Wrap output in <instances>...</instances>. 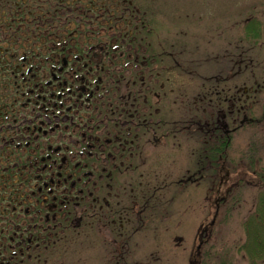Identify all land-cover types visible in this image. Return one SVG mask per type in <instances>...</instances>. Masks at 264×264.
Here are the masks:
<instances>
[{"label":"flooded vegetation","instance_id":"1","mask_svg":"<svg viewBox=\"0 0 264 264\" xmlns=\"http://www.w3.org/2000/svg\"><path fill=\"white\" fill-rule=\"evenodd\" d=\"M11 1L0 6V264H76L102 230L104 247L125 264L150 214L159 215L151 201L161 199V183L205 181V119L173 117L179 80L165 73L188 59L186 46L154 42L156 17H148L157 8L138 0ZM225 99L235 107L239 98ZM237 112L250 121L231 109L219 138L230 141ZM193 132L202 140L194 138L198 154L188 152L192 175L161 171L146 193L133 179L145 144L166 137L174 152L191 146Z\"/></svg>","mask_w":264,"mask_h":264},{"label":"rangeland","instance_id":"2","mask_svg":"<svg viewBox=\"0 0 264 264\" xmlns=\"http://www.w3.org/2000/svg\"><path fill=\"white\" fill-rule=\"evenodd\" d=\"M138 1L157 8L148 17H156L154 42L174 41L186 46L188 59L182 57L176 68L165 71L167 76L178 78L180 86L175 84L169 94L176 100L171 113L176 118L187 114L205 119V157L212 146L218 147L215 128L222 125V114L240 109L246 111L250 121L242 120L243 113L233 115L236 122L229 121L228 128L238 127L230 132L226 154L216 161V167L205 158V181L196 175L187 185L165 188L166 184L161 183V199L151 201L154 207L160 204L159 215L151 220L154 214H150L142 233L135 236L137 244L130 245L125 264H195L196 260L202 264H251L256 258L241 246L249 240L244 222L256 212L264 187L258 173L264 170V0ZM8 2L12 3L0 0V6ZM203 82L205 95L201 92ZM231 92L239 98L235 107L231 100H224ZM187 100L191 103L188 112ZM193 133L198 137L193 136L191 146L183 142L184 147L174 152L166 148L171 143L166 137L145 144V163L133 179L144 182L146 193L150 194L159 183L148 180L156 179L161 171L171 172L175 180L192 175L196 162L189 159L188 152L200 147L195 140H202L201 135ZM197 150L194 152L198 154ZM159 160L166 161L167 168L157 169ZM141 171H145L142 176ZM204 227L207 234L203 233ZM95 235L99 244L83 248L76 264H118L116 248H110V252L104 247L110 243L109 234L102 230ZM257 260L254 262L264 264V257Z\"/></svg>","mask_w":264,"mask_h":264},{"label":"trees","instance_id":"3","mask_svg":"<svg viewBox=\"0 0 264 264\" xmlns=\"http://www.w3.org/2000/svg\"><path fill=\"white\" fill-rule=\"evenodd\" d=\"M217 146H212L210 148L211 153L209 156H206L207 162H212L213 166L216 167V161L220 158H223V155L226 154V146L229 145V140L226 137H223L222 139L219 138V144ZM250 149H253L252 146H250ZM213 152V154H212ZM222 156V157H221ZM260 174V178L262 180V183L264 185V170L261 172H258ZM245 230L248 234V241L246 244H243L241 248L246 249L249 251L250 257H255L254 261H259L260 257H264V187L262 192H260L259 195V203L257 206V210L255 213L251 214L247 220L244 222ZM210 237V234H209ZM200 251V250H199ZM201 252V251H200ZM251 264H258L257 262H254ZM197 264H202L200 260H198Z\"/></svg>","mask_w":264,"mask_h":264}]
</instances>
